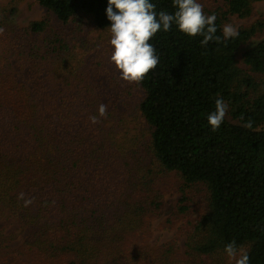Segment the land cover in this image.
Returning a JSON list of instances; mask_svg holds the SVG:
<instances>
[{
	"label": "trees",
	"instance_id": "16d2710c",
	"mask_svg": "<svg viewBox=\"0 0 264 264\" xmlns=\"http://www.w3.org/2000/svg\"><path fill=\"white\" fill-rule=\"evenodd\" d=\"M35 1L63 24L84 18L106 29L111 23L108 0ZM252 1L225 0L221 15L249 17ZM151 2L157 12L176 10L173 0ZM215 26L221 41L203 46V36H189L175 24L154 35L159 63L137 83L144 95L139 111L151 130L152 159L181 177V203L189 187L206 190L208 208L192 249L225 252L235 241L237 248L248 246L249 264H264V41L241 54L245 68L237 55L264 30V21L228 39L217 15ZM29 30L50 31L45 22ZM37 38L21 46L11 42L0 56V213L19 216L30 245L49 258L74 254L81 264H104L122 245L106 241L109 224L157 206L149 201L152 187L133 171L127 154L112 152L97 126L64 98L53 71L62 55L60 35ZM24 69L30 77L23 78ZM219 98L228 109L212 131L207 117ZM249 119L252 128L244 127ZM25 200L32 203L25 206Z\"/></svg>",
	"mask_w": 264,
	"mask_h": 264
},
{
	"label": "rangeland",
	"instance_id": "374dc122",
	"mask_svg": "<svg viewBox=\"0 0 264 264\" xmlns=\"http://www.w3.org/2000/svg\"><path fill=\"white\" fill-rule=\"evenodd\" d=\"M198 2L206 15L214 13L222 19V28L230 23L239 30L264 21V0L252 1L251 15L244 18L222 17L225 0ZM34 22H45L50 30L45 31L47 34L58 33L61 37L62 55L53 64V71L65 88L64 98L75 105L83 118L97 116L99 122L95 125L100 140L119 157L127 154L133 171L139 170V175H143L152 187L150 204H157L144 213L133 214V218L125 222L109 224L106 241L119 240L123 246L110 253L104 264H234L225 252L203 255L192 249L198 239L196 224L208 208L206 190L202 186L189 187L185 191L186 200L181 203V177L175 172L162 171L152 159L151 130L139 111L144 95L137 83L122 80L110 61L113 48L109 43V28H96L84 18L63 24L35 0H0V28L3 29L0 56L4 46L11 42L21 46L36 40L37 35V39H43L45 32H30L29 27ZM260 41H264V30L239 49L241 68H245L240 61L241 54ZM11 61L18 70L19 63ZM21 73L23 78L30 77L28 69ZM44 74L42 72L39 77ZM102 103L107 106L103 117L98 114V106ZM6 214L0 213V264H81L74 254L57 258L41 254L30 245L29 228L20 217ZM240 248L248 250V246ZM89 257L93 259L92 255ZM98 257L94 254V260Z\"/></svg>",
	"mask_w": 264,
	"mask_h": 264
},
{
	"label": "clouds",
	"instance_id": "9594fccd",
	"mask_svg": "<svg viewBox=\"0 0 264 264\" xmlns=\"http://www.w3.org/2000/svg\"><path fill=\"white\" fill-rule=\"evenodd\" d=\"M176 9L173 14L164 10L157 12L156 5L151 0H108L106 15L111 22L109 26V43L113 48L110 61L120 73V78L129 83H140L144 77L159 63L156 49L150 40L158 31H169L173 24L189 36H203L202 46L209 41L219 43L221 37L216 36V15H206L203 5L198 0H173ZM3 29L0 28V33ZM238 35L232 24L223 26L225 39ZM228 105L223 98L215 101V110L209 113L207 119L212 131H216L226 116ZM107 113V106L100 104L98 114L103 117ZM91 123L99 122L97 116L89 117ZM249 119L244 127L252 128ZM23 199V193L20 194ZM25 200V206L31 204ZM225 253L234 264H249V256L243 248H237L235 241L225 246Z\"/></svg>",
	"mask_w": 264,
	"mask_h": 264
}]
</instances>
